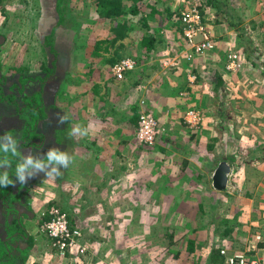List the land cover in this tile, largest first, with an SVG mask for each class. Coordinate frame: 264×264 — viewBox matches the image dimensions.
<instances>
[{
    "label": "rangeland",
    "instance_id": "374dc122",
    "mask_svg": "<svg viewBox=\"0 0 264 264\" xmlns=\"http://www.w3.org/2000/svg\"><path fill=\"white\" fill-rule=\"evenodd\" d=\"M201 1L207 5L204 19L216 47L194 62H183V70L177 74L178 69L170 70L173 59L158 61L159 52L158 55L147 54L142 35L148 31L142 20L145 18L148 25L154 20L155 24L149 28L155 31L150 32L164 40L161 43L170 55L181 59L185 39L179 18L184 0H125V8L135 6L138 11L135 15L129 12L120 17L127 26H134L125 32V38L115 34L117 25L99 15L97 0H0L4 94L14 93L20 103L24 95L41 90V100L51 106L48 118L37 128V134L42 136L32 139L41 145L22 146L23 158L26 161L31 158L33 163L36 157V160L42 159L51 149L59 148L69 157L70 144L75 141L72 128L79 124L88 129L84 137L75 136L77 143L79 139L89 138L92 134L89 130L97 129L102 108L110 110L111 107L115 113L102 121L107 134L110 133V149L106 152L115 147L121 152L120 157L115 156L110 161V154L105 155V163H109L105 169L104 163L103 169H99L100 175L92 178L96 185L83 187L86 201L82 204L71 198V194L78 195L76 192L80 193L82 187L73 183L85 180L88 174L93 177L96 164L87 169L81 161L79 167L74 159H69L67 168L46 161L39 164L41 167H34L33 185L23 196V203H17L19 216L28 215L23 219L24 225L33 237L28 263L212 264L213 249L244 250L248 240L255 244L259 242L256 236L264 239V196L242 194L238 187L243 168L251 170L253 177L264 175L255 167L264 157V0H219L225 12L216 9L218 2L211 3L214 0ZM60 15H63V23L59 22ZM229 21L236 22L237 26ZM178 24L180 28L175 27ZM167 33L177 34V37ZM109 36L111 51L102 47L95 55L92 52L95 42ZM102 45L105 44L101 42ZM233 49L243 57L244 66L237 72L225 68L227 54ZM117 52L137 62L136 68L122 80L114 78L112 65L106 59ZM245 52L250 58L246 59ZM153 59L160 72L150 68L148 62ZM90 63L93 71L87 70ZM188 67L192 68L189 72ZM194 68L200 71V82L192 86L186 79L187 73L194 75ZM68 70L70 80L65 86ZM215 71L222 74L224 81L218 89L212 83ZM20 75L30 79L23 94L19 93L20 83L21 87L24 85ZM175 76L181 77L180 85L184 82L194 94L187 100L190 101L188 106L203 113L204 121L197 128L190 129L184 115L168 121L162 107L153 103L154 106H150L146 88L142 87L149 83L152 93L161 94L162 88L167 97L174 93L179 95L182 89L176 91L171 87ZM107 81L114 87L111 84L107 87ZM161 82L162 86H158ZM12 83L17 87L10 91ZM141 104L159 116L164 127L152 147L139 145L136 128L125 127L130 125L131 105ZM64 115L71 119L61 124L58 118ZM120 121L123 127L117 128ZM22 126L14 104L0 96V141L13 142ZM56 129L64 131L61 135L66 144L54 139ZM175 145L185 147L186 153L177 150L173 153ZM186 156L193 164L183 171L179 165ZM170 160L172 168L166 165ZM223 161L230 165L231 172L227 188L220 191L214 188L211 173ZM112 163L114 166L108 167ZM48 173L53 176L48 177ZM71 204L74 206L70 207ZM51 206L62 207L73 219L74 226L82 228L88 245L85 255L64 258L53 248L40 223ZM70 208H73L72 213ZM4 220L0 205L2 238L6 237ZM17 244L22 248L27 245L23 240ZM190 247L194 248L190 250Z\"/></svg>",
    "mask_w": 264,
    "mask_h": 264
},
{
    "label": "trees",
    "instance_id": "16d2710c",
    "mask_svg": "<svg viewBox=\"0 0 264 264\" xmlns=\"http://www.w3.org/2000/svg\"><path fill=\"white\" fill-rule=\"evenodd\" d=\"M134 1V0H133ZM99 4V15L102 18H105L106 21H109L110 23H114L116 26L115 28V34L119 38H125L127 34L125 32L131 30V28H134V26H127L123 20H120V17L128 14L131 12L133 15L137 14L138 11L136 10V7H132L130 9L125 8V0H97ZM136 2V0H135ZM218 2V3H217ZM107 3L109 5L107 6ZM208 4L210 2H207ZM212 4H216V9L223 11L219 5V0H214L211 1ZM205 4V2H203ZM206 5V4H205ZM59 6V5H58ZM223 7V6H222ZM1 10L4 12L5 9L4 7L1 8ZM206 11L205 7H201V13L204 14ZM225 12V11H223ZM63 15H60V20L59 22L63 23ZM229 23L236 27L237 24L236 22H230ZM142 25L147 29L148 33H145L142 35L143 38V44L146 45L149 50L155 48L158 44V42H162L163 40L161 38L155 37L151 32L149 25L146 21L145 18L142 20ZM213 36V35H212ZM111 39L107 38L104 39L103 41L100 40L99 42H95V47L94 50L92 51L95 53V55H98V51L103 47L106 51L110 52V46L112 45ZM101 42L104 43L105 45L101 46ZM108 43V44H107ZM190 45L187 41L185 40V47L182 52L186 51L188 52ZM210 52V51H209ZM208 52H204L202 54H195L193 57V60L187 61L185 60V63H191L196 60V58L206 55ZM246 59L250 58V55L246 53ZM77 58V55H75ZM105 57V56H104ZM107 62L111 65H113L116 61H119L123 56L122 53H113L110 54V56H106ZM88 66L89 71H93L92 68V63H90ZM3 68V64L0 61V96L2 100L9 101L10 103H13L17 114L21 117L22 119V129L19 132V135L15 136L13 139V142H6V141H0V162L6 161L4 163H0V175H2L5 172H8V178L14 182L13 185H9L8 187H0V205H1V211L2 215L4 216V231L6 232V237L2 238L0 236V264H44L39 261H33L31 263H28L29 259V253L33 247V237L29 235V233L25 229V223H24V217H28V215L21 214L19 216L20 211L19 208L17 207V203L22 204L23 203V196L30 191V188L33 185L32 182V177H33V169L35 167V163L33 162L32 164H27L26 165V160L23 158L21 154L20 148L22 146H29V145H41V144H36L32 141L33 138L37 136H42L37 134V128L42 122V120H45L48 118V109L51 107L50 105H46L44 101L41 100L42 98V92L41 90L32 92L31 94L24 95L22 98V102L19 103L17 100V96L14 93H10L5 95L4 90L2 88V85L5 83V77L3 76V73L1 74ZM225 68H226V63H225ZM191 68L188 67V71ZM51 71V69H49ZM195 72V71H194ZM214 85L215 88H219L224 84V81L222 79V74L219 73L218 71H215L214 74ZM20 77V82L22 81V84H24L21 87V83L19 86V93L23 94L25 90V85L27 82L30 80L29 77ZM41 80H44V78H41ZM198 80V78H197ZM196 80V82H197ZM141 80L137 81L136 85L139 84ZM111 84V87H114L112 83L109 81L106 82L107 87ZM17 87V84L12 83L10 86V91L15 90ZM183 89V88H182ZM103 102H106L104 99ZM117 108V107H116ZM131 109L133 110L132 116L129 119V124L128 126H125L129 129H135L137 131L138 127V118L139 115L141 114L142 111H145L148 109V107L143 106L141 104L140 106L137 105H131ZM148 111V110H147ZM102 115L104 117H110L115 113L114 107H111L110 110L107 108V110L102 108ZM128 124V123H127ZM58 130L56 129L55 132H53V135L55 138H57L58 135ZM137 135V133H136ZM137 141V140H136ZM126 143V142H124ZM139 145H144L140 144ZM15 145L16 152L18 153L17 156H13L11 154L10 149L12 146ZM152 147V146H149ZM3 148L8 149L9 151H3ZM52 151H57L58 150H52ZM45 161H50L49 156L46 157ZM19 165H26V171H25V177H26V183H20L19 178L16 175V168ZM30 173V174H29ZM256 185H254L255 187ZM253 189V188H252ZM251 189V190H252ZM14 191V192H13ZM62 209V208H61ZM11 216L13 218L10 220ZM49 219L48 216H43L41 218V222ZM69 222L70 226L73 227L74 221L69 217ZM2 224H0V227ZM46 236L48 234L46 233ZM48 238H50L48 236ZM19 240H23L27 243L25 247H20L17 243ZM51 240V239H50ZM52 243V240H51ZM193 243V241H192ZM194 247H190V250L193 249ZM210 261L212 264H224L223 263V256L220 253V249H213L211 254H210Z\"/></svg>",
    "mask_w": 264,
    "mask_h": 264
},
{
    "label": "built area",
    "instance_id": "2783aa9c",
    "mask_svg": "<svg viewBox=\"0 0 264 264\" xmlns=\"http://www.w3.org/2000/svg\"><path fill=\"white\" fill-rule=\"evenodd\" d=\"M184 2L185 6L180 11L179 21L185 40L187 39L190 45L186 60L191 61L195 54L214 50L216 42L205 23L204 14L201 13V7H205L203 2L201 0H184ZM136 66L137 62L133 57L125 56L112 65L111 71L114 78L122 80ZM243 66V57L237 50L228 52L226 60L228 71L237 72ZM188 78L193 82L196 76L190 75ZM203 121L204 116L199 109L189 108L184 113V122L190 129L199 127ZM161 132L162 128L156 114L150 110L142 111L138 118L137 141L148 147L153 146ZM47 215L49 219L41 223V228L48 234L53 248L59 255L64 258H79L85 255L88 245L84 240L82 228L70 226L69 213L57 206H51ZM258 241L256 245L252 244L253 242L250 243L244 250L231 252L228 248H220V253L226 264H264V257L258 253L259 243H264V239L260 237Z\"/></svg>",
    "mask_w": 264,
    "mask_h": 264
},
{
    "label": "crops",
    "instance_id": "0c3cea01",
    "mask_svg": "<svg viewBox=\"0 0 264 264\" xmlns=\"http://www.w3.org/2000/svg\"><path fill=\"white\" fill-rule=\"evenodd\" d=\"M205 5V4H204ZM206 6L207 5H205V8H206ZM208 8V7H207ZM170 22H168V24H169ZM153 24H155L154 23V20L152 21V22H150L149 21V25H153ZM175 27H179V24H178V26L176 25ZM111 28V27H110ZM180 28V27H179ZM212 28V27H211ZM150 31H153V29H152V27H150ZM155 31V30H154ZM153 31V32H154ZM180 31H182L181 30V28H180ZM167 35H171V36H174V37H177L176 35L177 34H174V33H167ZM155 37H157L156 35H154ZM107 38H111L110 36L109 37H105L104 39H107ZM158 38V37H157ZM162 39V38H161ZM163 40V39H162ZM164 42V40L162 41V43ZM161 42L159 43H157L158 45L155 47V48H153V49H151V50H149V48H146V52H148L147 54L148 55H153V54H155V55H158L157 53L159 52V54H161L160 55V57L157 59L158 61H165L166 62V60H167V58L168 59H173V62H170L171 63V69L170 70H176V69H178L177 71H176V73L178 74V73H180V72H182V67H184L183 66V62H185V60L184 59H177L176 57V55H170L169 53H168V51H166V49L163 47V46H165L164 44H162ZM186 52L184 51V52H181V54L180 55H184ZM75 57V56H74ZM154 61H156V59H153V60H151V62H148L149 63V66H150V68L151 69H155L154 71L155 72H160V71H157L158 70V67L157 66H155L156 64H155V62ZM145 64H147V63H145ZM145 64H143V65H145ZM181 64H182V66H181ZM88 65V64H87ZM97 65V64H96ZM148 66V67H149ZM164 66L166 67V64L164 63ZM92 67H93V65H92ZM77 69V67H75V71H77L76 70ZM192 69V68H191ZM198 69V68H197ZM194 75L196 76V79H195V81H190V79L188 78V76H190V73H187L188 75H187V81H189L188 83H193L192 84V86H194L196 83H199L200 81V79H199V75H200V71L199 70H196V68H194ZM186 72V71H185ZM189 72V71H188ZM67 77L68 78H65V81H68V82H66L65 83V86L69 83V80H70V70H68L67 72ZM214 74V73H213ZM197 78H198V80H197ZM172 80H173V84H171V87L174 89V90H176V91H179L180 89H182L184 86V89H182L181 90V94L179 93V95H180V97H179V95L176 93H174L173 95H170L169 97H167V96H165V93L163 92V89L162 88H160V90H161V94H159V91H157V92H155V93H152V91H151V89H149L150 88V86H149V83H146L147 85L145 86V85H142V87H144V88H146V93H147V97L149 98V100L151 101L150 102V106L152 107V106H154L153 104H158L159 105V107H162V110L165 112L164 114L165 115H167V119H168V121H174V120H178L177 118H176V116H178V118H180V117H182V115H184V113H185V111L187 110V109H189V108H192L191 106L189 107L188 105H189V103H190V101L188 102L187 100H190V97H192L194 94L193 93H191V92H189V87L188 86H186L185 84H184V82L180 85V83L182 82V79H181V77H179V76H175L174 78H172ZM196 80H197V82H196ZM183 81H184V79H183ZM214 77L212 78V83H214ZM159 85H161L162 86V82H161V84L160 83H158V86ZM190 86V89L192 88V86L191 85H189ZM68 87V86H67ZM214 87H215V85H214ZM148 89H149V91H148ZM148 91V92H147ZM184 93H188L187 95H184ZM192 95V96H191ZM181 97H183V98H181ZM152 99V100H151ZM166 100H168V102L166 101ZM169 100H172L171 102L172 103H170V101ZM153 103V104H152ZM152 109V108H151ZM90 113V112H89ZM101 114V113H100ZM86 116V119H90V116H88V115H85ZM158 117V120H159V116H157ZM106 117H104V115H99L98 114V120H100V121H97L96 122V130H94V128H92L93 130H89V132L91 133L92 132V134L89 136V138H84V139H79V142L77 143V141H76V135L74 136V140L75 141H73L71 144H70V149H69V154H70V156H69V159H74V162L76 163V164H78L79 165V161H81L82 162V164H83V166L85 167H87V169L89 168V169H91L92 167H93V165L94 164H96L95 165V168H96V170H94L93 172L94 173H92V175H93V177L91 176V174H88V177H86V178H84L85 180H82V181H76L75 183H73V185H75V184H80L82 187H81V189H80V193H78V192H76L78 195H74V194H71L72 196H71V198L72 199H74V200H78L77 202H80L81 204H82V202H84V201H86V197H84L83 196V194L84 193H86L85 191H84V189H83V187L84 186H86L87 185V187H89V185L90 184H92V185H96V184H94L91 180H92V178H95L96 176H99L100 174H99V169H103V165H104V163H105V155L106 154H110V156H109V161L110 160H114V158H115V156L116 157H120V155H121V152H120V150L119 149H117L116 150V147L115 148H113L111 151H109V152H106L107 150H109L110 149V147H109V145H108V143H109V141H110V138H109V134L110 133H108L107 134V132L106 131H108V129H106V128H104V123L102 122V121H104V119H105ZM161 118V117H160ZM71 118H69L68 117V121L70 120ZM162 119V118H161ZM166 119V120H167ZM89 121V120H88ZM160 121V120H159ZM105 122V121H104ZM160 124H162V121L161 122H159ZM120 125H117V128L120 126H122L123 127V124H122V121H120V123H119ZM161 128L162 129H164V127H162L161 126ZM135 130V129H134ZM98 132V133H96V132ZM64 131H58L57 133H58V135H57V138H55V136H54V139L55 140H57L59 143H61V144H66V141H64V136L63 135H61L62 133H63ZM93 132H95V134H93ZM100 133H102L103 134V137H101L100 136ZM107 134V135H106ZM117 134L118 135H120V133H119V131H117ZM97 135V136H96ZM122 137L123 138H127L126 136H125V134L122 132ZM241 135V134H240ZM82 137H84V136H82ZM157 141H158V139H157ZM127 144V143H126ZM166 149V148H165ZM168 149V148H167ZM54 150V149H53ZM56 150V149H55ZM175 150H177V151H179L180 153H186V149H185V147H183V146H180V145H175V147H173V153L175 152ZM58 151H60V152H58V153H62L61 152V149L59 148L58 149ZM233 151V150H232ZM50 152H52V149L50 150ZM49 152V153H50ZM235 152V151H234ZM38 153V152H37ZM49 153H48V155H46L45 157H43L42 159H37L36 160V158H35V162L37 163V164H42V163H44L45 162V159H46V157L47 156H49ZM232 153V152H231ZM190 153H188V155H189ZM130 156L128 155V158H129ZM130 159L131 158H129V161H130ZM109 161H107L106 163H105V166H104V169L106 168V165L109 163ZM192 160H191V158L190 157H188V156H186L185 157V159L184 160H182L181 161V164L179 165V167H181V168H183V171H186V170H188V168L193 164V163H190ZM47 162V161H46ZM48 162H55L54 160L53 161H48ZM170 164H166V165H169V166H171V164L173 163V161L172 160H170ZM56 163V162H55ZM131 163H129V165H130ZM59 164H57V166H58ZM256 164H254V166H255ZM112 166H114V164L112 163L111 165H109L108 167H112ZM118 166V164H116L115 165V167H117ZM168 166V167H169ZM79 167H80V165H79ZM78 167V168H79ZM167 167V168H168ZM256 168H258L260 171H262L263 173H264V157L262 158V159H260V160H258V163H257V165L255 166ZM65 168V167H64ZM74 168V167H73ZM171 168H172V166H171ZM253 169V168H252ZM81 170V169H80ZM258 170V171H259ZM214 172H215V170L213 169L212 170V173H211V177H212V180H213V174H214ZM96 173V174H95ZM242 173H243V176H241L242 177V180H240V184L238 185V187H239V191H241V193L242 194H248V195H257L258 193H260V194H262L263 196H264V175L262 176V177H253V175H252V171L250 170V171H248V168L246 169V168H243V170H242ZM208 174H209V171H208ZM208 174H205L206 176L208 175ZM101 175H103V174H101ZM260 175H261V172H260ZM110 177V176H109ZM108 177V178H109ZM230 181V180H229ZM250 185H252L253 186V189L252 190H250L249 189V187L248 186H250ZM254 185H256L255 187H254ZM247 187V188H246ZM213 191V190H212ZM58 192V191H57ZM96 192H98V190L96 191ZM79 194H80V196H79ZM88 194V193H87ZM92 194H95V192H92ZM93 199H97V197L96 198H93ZM85 204V203H84ZM83 204V205H84ZM74 205L73 204H71L70 205V207H73ZM78 204H76V207L78 208ZM57 207H59V206H57ZM59 208H62V207H59ZM68 208V207H67ZM73 210V208H70V209H68L69 210V212L70 213H72V210ZM48 216V215H47ZM70 216V215H69ZM72 217V216H71ZM261 232H263V231H261ZM260 232V233H261ZM260 233H258L257 235H260ZM258 237V239L261 237V236H257ZM264 237V236H263ZM250 244V240H248L246 243H245V248L248 246ZM259 247L262 249V250H264V243H259ZM244 249V248H243ZM262 257H264V251H260V252H258ZM224 260V259H223ZM224 262H225V260H224ZM225 264H226V262H225Z\"/></svg>",
    "mask_w": 264,
    "mask_h": 264
},
{
    "label": "clouds",
    "instance_id": "9594fccd",
    "mask_svg": "<svg viewBox=\"0 0 264 264\" xmlns=\"http://www.w3.org/2000/svg\"><path fill=\"white\" fill-rule=\"evenodd\" d=\"M182 34H183V31H182ZM183 37H184V35H183ZM184 39H185V37H184ZM186 54H187V52L184 55H180V58L182 56L183 58H181V59L186 60ZM183 118H184V116H183ZM67 120H68V116L67 115L60 116L58 118V122L61 123V124L65 123ZM160 126H161V124H160ZM87 134H88V129L87 128H83L79 124H77L75 127H73L72 131H71V135H73V136H75V135L83 136V135H87ZM158 137H157V139H158ZM5 151H9V150L5 149ZM10 151H11V154L13 156H17L18 155V153L16 152V149H15V145L12 146ZM49 160L50 161L54 160L56 163L64 165L65 168H67L68 165H69V157H68L67 153H58L57 151H52V152L49 153ZM4 162H6V161L0 162V163H4ZM27 164H32L31 158H29L26 161V165ZM26 165H19L16 168V175L18 176L20 183H26V177H25ZM35 166L38 167V168L41 167V165H39V164H37ZM53 172H56V175H59V172H57L56 169H53ZM47 175H48V177L53 176L52 173H48ZM8 177H9L8 176V172H5L2 175H0V187H8L9 185H13L14 184V182L12 180H10Z\"/></svg>",
    "mask_w": 264,
    "mask_h": 264
},
{
    "label": "water",
    "instance_id": "95a60500",
    "mask_svg": "<svg viewBox=\"0 0 264 264\" xmlns=\"http://www.w3.org/2000/svg\"><path fill=\"white\" fill-rule=\"evenodd\" d=\"M231 172L230 165L223 161L221 162L213 174V186L217 190H225L229 182V174Z\"/></svg>",
    "mask_w": 264,
    "mask_h": 264
}]
</instances>
